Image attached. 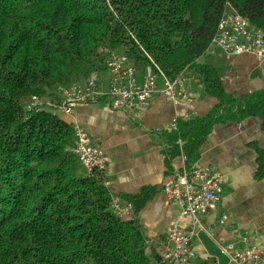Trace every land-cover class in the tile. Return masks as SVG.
Returning <instances> with one entry per match:
<instances>
[{"label":"trees","instance_id":"16d2710c","mask_svg":"<svg viewBox=\"0 0 264 264\" xmlns=\"http://www.w3.org/2000/svg\"><path fill=\"white\" fill-rule=\"evenodd\" d=\"M228 7L264 38V0H0V264H162L136 219L143 201L122 197L129 219L113 212L104 172L82 168L72 125L47 101L105 75L115 55L169 79L189 70L216 100L207 115L165 131L186 141L187 167L216 124L254 116L264 129V89L227 95L217 71L199 62ZM32 96L45 101L28 109ZM256 162L264 177V150Z\"/></svg>","mask_w":264,"mask_h":264},{"label":"crops","instance_id":"0c3cea01","mask_svg":"<svg viewBox=\"0 0 264 264\" xmlns=\"http://www.w3.org/2000/svg\"><path fill=\"white\" fill-rule=\"evenodd\" d=\"M199 62L217 71L227 95L242 96L264 89V59L248 54L229 60L204 55ZM146 73L138 71L140 75ZM182 78L192 93L190 102L171 104L157 94L138 116L114 111L105 102L77 105L71 115L60 116L66 123L84 128L104 154L105 184L121 205L127 204L123 196L143 201L136 219L147 238V253L160 257L166 229L179 213L178 207L167 202L163 186L180 171L186 158V141L171 138L165 127L173 117L179 122L205 116L216 104L213 97L202 93L189 70ZM263 150L264 129L260 118L254 116L216 124L195 148L192 165L208 167L224 178L218 210L201 222L219 246L240 248L244 235L264 245V177H257L256 162L258 151ZM131 214L129 211L123 218L129 219ZM222 214L226 221L221 220ZM196 249L198 256H207L200 244Z\"/></svg>","mask_w":264,"mask_h":264},{"label":"built area","instance_id":"2783aa9c","mask_svg":"<svg viewBox=\"0 0 264 264\" xmlns=\"http://www.w3.org/2000/svg\"><path fill=\"white\" fill-rule=\"evenodd\" d=\"M253 55L264 59V38L262 31L239 14L226 12L217 23L216 31L204 55L231 59L239 55ZM105 75L93 74L85 83H75L67 88L57 89V98L47 101L57 115L69 116L77 105L105 102L114 111L139 115L148 101L155 95L167 102L192 101V93L181 76L169 79L157 68L156 72L138 74V71L125 64L124 59L111 56L105 61ZM161 84V88L159 87ZM40 104L32 96L27 104L33 109ZM188 120L189 118H185ZM173 117L165 130L171 131L177 125ZM75 154L78 162L87 173L104 172L106 157L94 146L91 137L81 126L72 125ZM223 176L208 167L182 165L180 171L167 179L163 194L171 206L179 208L176 218L165 232V247L162 264H191L198 256L197 233L204 230L201 220L218 210L223 194ZM130 204L121 205L118 198L112 201V210L123 217L131 211ZM221 220L227 216L222 214ZM240 248L235 245L219 246L228 257V264H264V245L259 246L255 238L244 235L240 238Z\"/></svg>","mask_w":264,"mask_h":264},{"label":"water","instance_id":"95a60500","mask_svg":"<svg viewBox=\"0 0 264 264\" xmlns=\"http://www.w3.org/2000/svg\"><path fill=\"white\" fill-rule=\"evenodd\" d=\"M196 238L208 257L215 258L217 264H228V257L204 230H199Z\"/></svg>","mask_w":264,"mask_h":264},{"label":"rangeland","instance_id":"374dc122","mask_svg":"<svg viewBox=\"0 0 264 264\" xmlns=\"http://www.w3.org/2000/svg\"><path fill=\"white\" fill-rule=\"evenodd\" d=\"M226 13L227 14H232V10L228 7L227 9H226ZM107 79H108V77H107V75H105V77H104V79H103V81H107ZM43 101H45L44 99H39V102L40 103H42ZM59 116V115H58ZM204 219V218H203ZM201 222H202V220H201ZM194 243L197 245V246H199V244L196 242V241H194ZM197 257H199V256H197ZM196 260V258H194L193 260H192V263L194 262ZM191 263V264H192Z\"/></svg>","mask_w":264,"mask_h":264}]
</instances>
